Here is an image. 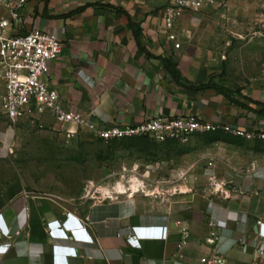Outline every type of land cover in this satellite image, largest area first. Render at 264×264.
I'll return each mask as SVG.
<instances>
[{"label":"crops","instance_id":"crops-1","mask_svg":"<svg viewBox=\"0 0 264 264\" xmlns=\"http://www.w3.org/2000/svg\"><path fill=\"white\" fill-rule=\"evenodd\" d=\"M7 1L0 0V19L9 17ZM253 1V8L264 7V0L228 4L247 8ZM225 2L183 15L174 29L177 42L168 39L166 0H30L10 33L61 35L62 52L46 82L68 111L99 128L166 117L261 130L264 116L249 100L264 104V78L242 84L216 78L233 34L215 33L206 14ZM4 94L0 83L1 112ZM41 122L54 123L49 116ZM227 137L231 141L205 145L161 177L159 184H178L170 197L163 190L138 200L120 193L108 204L73 207L61 196L0 187V220L11 230L7 237L0 229V264H201L215 251L227 264H254L260 233L264 237L258 227L264 223V150ZM214 220L226 226L215 228ZM133 237L140 248L131 246Z\"/></svg>","mask_w":264,"mask_h":264},{"label":"rangeland","instance_id":"rangeland-1","mask_svg":"<svg viewBox=\"0 0 264 264\" xmlns=\"http://www.w3.org/2000/svg\"><path fill=\"white\" fill-rule=\"evenodd\" d=\"M228 2L206 14L213 20L215 33L233 34L216 78L224 84L264 78V7L253 8L254 1L247 8ZM221 134L196 136L186 144H162L148 137L106 143L82 129L70 136L55 122L14 124L0 111V187L61 196L73 207L108 204L110 196L122 193L121 188L133 200L152 196L157 190L167 191L170 197L178 184H159L161 177H170L187 165L205 145L220 138L231 141ZM254 142L264 150V141Z\"/></svg>","mask_w":264,"mask_h":264},{"label":"built area","instance_id":"built-area-1","mask_svg":"<svg viewBox=\"0 0 264 264\" xmlns=\"http://www.w3.org/2000/svg\"><path fill=\"white\" fill-rule=\"evenodd\" d=\"M30 0H18L16 5L9 0L4 2L9 17L0 19V83L3 84L2 112L12 123L29 121L41 124V119L49 116L57 124L66 128L70 136L78 130L87 129L106 143L116 140L148 137L157 143L178 142L189 143L196 136L211 133H224L248 141H264V128L246 131L231 125L213 124L196 118L159 117L133 126L113 125L99 128L87 122L80 114L68 111L56 90L46 82L50 64L56 61L63 48V40L57 32L34 30L30 33L12 36L10 31L14 21L21 18L22 9ZM220 0H166L163 10L168 39L177 42L174 32L177 21L185 14L199 13L218 4ZM175 48L179 49L180 44ZM213 167V163L209 164ZM215 191L219 192L220 189ZM215 228H223L225 223L215 222ZM264 229V223L258 222ZM2 233L10 237L11 230L0 220ZM165 229V228H162ZM215 242V241H213ZM131 246L140 248V240L133 237ZM244 244V242H242ZM256 261L264 264V237L260 233L255 246ZM201 264H227V260L219 251L204 258Z\"/></svg>","mask_w":264,"mask_h":264},{"label":"trees","instance_id":"trees-1","mask_svg":"<svg viewBox=\"0 0 264 264\" xmlns=\"http://www.w3.org/2000/svg\"><path fill=\"white\" fill-rule=\"evenodd\" d=\"M165 63L169 69V71L171 72V74L174 76V78L181 82L183 81L181 75H180V72L179 70L177 69V67L175 65H173L169 60H165ZM224 95L226 96H231L234 94L233 91L231 90H227L223 87H217ZM251 103H253L255 106L259 107L260 109L257 110V109H254L253 111L255 113H257L258 115H261V116H264V104L260 103V102H254L252 100H249ZM235 104H237L238 106H242V104L240 102H237L236 100L233 101ZM244 106V105H243ZM245 108L247 109H250L248 108L247 106H244Z\"/></svg>","mask_w":264,"mask_h":264},{"label":"bare ground","instance_id":"bare-ground-1","mask_svg":"<svg viewBox=\"0 0 264 264\" xmlns=\"http://www.w3.org/2000/svg\"><path fill=\"white\" fill-rule=\"evenodd\" d=\"M134 190H135V191H138V190H137V186L134 187ZM120 192L124 193V191L122 190V188L120 189Z\"/></svg>","mask_w":264,"mask_h":264}]
</instances>
